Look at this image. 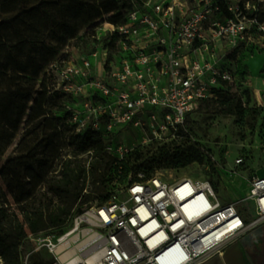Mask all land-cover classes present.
<instances>
[{
    "label": "built area",
    "instance_id": "2783aa9c",
    "mask_svg": "<svg viewBox=\"0 0 264 264\" xmlns=\"http://www.w3.org/2000/svg\"><path fill=\"white\" fill-rule=\"evenodd\" d=\"M131 2L124 24H103L105 36L116 38L117 67L92 77L89 58L98 52L82 55L80 65L58 60L56 91L85 98L67 107L77 134L130 126L145 141L181 140L190 114L233 79L219 64V50L264 41V0ZM106 150L119 162L132 152ZM123 194L82 214L62 236L37 239L36 251L46 250L51 264H206L264 224V177L240 201L252 205L249 221L235 204H223L207 180L140 175Z\"/></svg>",
    "mask_w": 264,
    "mask_h": 264
},
{
    "label": "rangeland",
    "instance_id": "374dc122",
    "mask_svg": "<svg viewBox=\"0 0 264 264\" xmlns=\"http://www.w3.org/2000/svg\"><path fill=\"white\" fill-rule=\"evenodd\" d=\"M111 15L96 20L90 28L104 23ZM106 30L103 25L98 31L100 43L97 45L92 38H80L86 32L83 30L64 46V30L57 27L47 39L46 46L57 51V61L66 60L77 65H80L84 53L98 52L89 58L93 67L92 77H98L103 68L113 69L119 64L117 48L112 52L108 48V55L104 57L103 49L109 38L105 36ZM256 39L235 50H219V64L232 74L233 79L225 84V91L218 94L219 101L215 99L199 104L190 114L191 133L183 141H145L139 129L130 126L117 128L105 143L114 149L119 146L132 149L125 155L129 173L122 178L110 170L103 182H94L88 175L90 163L94 162L93 154L90 152L78 157V160L84 161L88 173L85 181L81 180L84 190L78 205L72 208V215L63 226L52 227L49 218L55 215L54 212L58 214L62 211L63 202L50 193L46 195L49 202L52 199V205L42 208L31 217V227H25L26 238L20 248L22 264H49L52 260L49 253L44 249L36 251L37 239L62 236L82 214L105 205L106 198L109 201L114 195L123 197L126 186L140 175H158L171 183L182 178L207 180L223 204H235L245 218H254L252 205L240 201L247 196L251 182L264 177V41ZM39 50L45 52L46 48ZM110 56L112 59H109ZM59 83L56 71L52 70V62L39 80H32L15 71L0 73V146L3 147L0 151V173L4 168L11 170L10 160L27 156L35 144L39 149L49 151L46 153L48 178L59 175L65 163L75 160L68 149L69 142L48 115V99ZM227 96L234 105H242V109H238L239 114H226L221 100ZM84 100V96L77 98V104H82ZM60 116L56 109L52 111L53 118ZM38 125L40 127L36 129ZM52 144L57 148H53ZM107 155L116 156L114 152H107ZM239 159L243 163L238 166L236 161ZM27 183V180H22L17 194H10L0 179L6 202L12 210L18 211V203L32 194ZM45 191L44 185H38L33 194ZM25 201L22 205L26 204ZM0 205L3 203L0 202ZM78 207L82 210L81 214L76 213ZM0 264H5L1 256Z\"/></svg>",
    "mask_w": 264,
    "mask_h": 264
},
{
    "label": "trees",
    "instance_id": "16d2710c",
    "mask_svg": "<svg viewBox=\"0 0 264 264\" xmlns=\"http://www.w3.org/2000/svg\"><path fill=\"white\" fill-rule=\"evenodd\" d=\"M120 3L124 5L121 6ZM131 10V0H0V73L15 71L32 80H39L49 64L57 62V51L46 46L47 39L57 27L64 30V39H62L64 46L77 38L83 30L86 32L80 38H92L97 45L100 43V40H97V30L104 23L124 24ZM110 14L112 15L104 23H98L90 28L96 20ZM42 47L46 48L45 52L39 50ZM108 48L111 52L116 49V38H108L104 49ZM92 54L94 51L83 55ZM109 59H112L111 56ZM225 84L227 83L220 82L214 88L215 98L203 101L200 105L215 99L219 101L217 96L225 91ZM76 104V98L56 90L48 99V115L52 123L65 136L66 142H69L68 149L75 158L63 165L59 175L48 178L49 160L46 158L48 150L39 149L36 144L27 156L10 160L11 170L6 168L1 170L0 179L8 193L17 194L22 180L28 181L27 185L30 189L28 191L32 193L23 199L27 201L25 205H22L23 201L18 203L20 206L16 211L12 210L6 202L3 186H0V202L3 203L0 205V256L5 264H22L20 248L26 238L25 227H31V217L37 215L42 208L52 205V199L51 202L46 199L48 193L63 202L62 211L58 214L54 212L55 215L49 218L52 227L63 226L72 215V208L78 205L84 190L81 180L85 181L88 174L84 161L78 160V157L90 152L93 154L94 162L90 163L88 175L94 182H103L110 170L117 172L122 178L127 177L129 173L126 158L119 162L117 156L107 155L105 140L115 133L88 131L77 134L75 132L72 113L67 107ZM221 105L228 115H237L240 111L238 109H242L240 103L234 105L228 96L222 98ZM54 109L60 113V117H52ZM39 127L38 125L36 129ZM191 127L192 122L188 118L189 133L184 134V138L179 141L189 137ZM93 136L98 138L95 139ZM52 147L57 148L54 144ZM2 149L3 147L0 146V151ZM137 180L138 177H135L132 182ZM38 185H44L46 191L34 196L33 192ZM104 201L108 202V198ZM76 213L81 214L82 210L78 207ZM51 262L52 260L49 264Z\"/></svg>",
    "mask_w": 264,
    "mask_h": 264
},
{
    "label": "crops",
    "instance_id": "0c3cea01",
    "mask_svg": "<svg viewBox=\"0 0 264 264\" xmlns=\"http://www.w3.org/2000/svg\"><path fill=\"white\" fill-rule=\"evenodd\" d=\"M206 264H264V224L228 245L222 255Z\"/></svg>",
    "mask_w": 264,
    "mask_h": 264
}]
</instances>
